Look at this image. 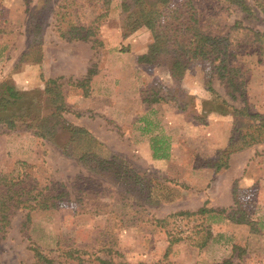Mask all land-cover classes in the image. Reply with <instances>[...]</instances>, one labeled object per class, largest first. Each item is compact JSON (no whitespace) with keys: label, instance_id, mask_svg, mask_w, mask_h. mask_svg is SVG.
<instances>
[{"label":"rangeland","instance_id":"obj_1","mask_svg":"<svg viewBox=\"0 0 264 264\" xmlns=\"http://www.w3.org/2000/svg\"><path fill=\"white\" fill-rule=\"evenodd\" d=\"M121 1L0 0V83L42 117L56 78L67 107L52 138L0 123V177L65 191L55 207L8 215L0 264H31L35 249L52 259L42 264H264V139L247 135L259 122L247 114L264 116V0H173L189 27L179 76L138 62L153 36L123 37ZM192 24L213 53L193 54Z\"/></svg>","mask_w":264,"mask_h":264},{"label":"trees","instance_id":"obj_2","mask_svg":"<svg viewBox=\"0 0 264 264\" xmlns=\"http://www.w3.org/2000/svg\"><path fill=\"white\" fill-rule=\"evenodd\" d=\"M232 1L241 9H247L244 0ZM260 8H262L261 10L264 12V5ZM121 10L124 21L122 30L123 37H126L129 33L142 26L147 27L153 36V41L149 44L146 52L138 56V62L150 65H164L168 67L172 75H181L187 66L184 60L186 51L183 50L187 36H184L185 33H182L189 28L185 25V11H182L176 3H173V0H122ZM188 19L191 22H196L194 14H190ZM190 28L194 31L193 36L196 42L193 54L206 55L213 53L215 48L213 44L214 38L210 35H203L197 32L194 24H192ZM40 30L41 25L38 24L35 29H33V32L38 33ZM190 31H187V33L192 34ZM92 34L94 33L91 32L90 34L86 32L83 34L77 32L72 38L87 39ZM182 36H184L183 40H181ZM122 50H128V48H123ZM221 60L223 61V59ZM92 72V69L88 70V74L81 81L82 86L87 84ZM59 85L56 78H49L45 81L44 92L49 95L50 101L53 103V109L49 115L41 117L38 112L33 110L34 104L31 103V99L27 97L24 91H19L10 82L4 81L0 83V123L5 124L8 128H14L16 126V120H23L22 122H25L27 127L28 124L32 122L30 126L33 125L36 128V134L41 137L52 138L51 136L55 131L64 127V120L61 119L62 117L60 114L67 110V107L62 101L61 93L58 90ZM10 107H13L14 112L11 114H4V111H7ZM228 107L235 116L243 114L241 113L243 111L240 109H236L232 106ZM33 112L36 113V115H32ZM247 115H249L250 118L259 119V122L254 125L256 127V133L252 132L247 135L250 136L252 140L258 141L264 139V116L259 113ZM69 128L72 139L77 137L80 133H84L86 137L88 136V133L83 128L74 126H70ZM245 135L243 134L242 137ZM153 148H156V146ZM231 151L233 150L229 149L228 151H224L222 157L214 162L216 169L227 165V163L221 161V159L223 157L227 158ZM85 156L87 157V155ZM89 156L93 155L89 154ZM157 157L160 156L157 155ZM100 163L113 164L111 159L102 160ZM44 189H46L45 193H43L41 189V192L39 191L33 194L34 190L37 191L35 184L33 185L23 179H13L6 176L0 177V219L2 222L0 231L5 229L8 223L7 217L14 209L28 208V211H32L36 208L55 207L57 206V202H61L59 201L61 196L65 194L64 190L58 191V188L56 189L54 184ZM37 195H39V198ZM205 211V208H199L197 210V212ZM29 220L30 216L29 212H27L25 223ZM163 220L164 219H161V221ZM34 256L35 261L31 264L52 262V259L47 258L37 249H35Z\"/></svg>","mask_w":264,"mask_h":264}]
</instances>
